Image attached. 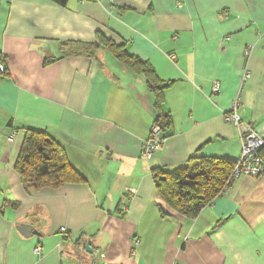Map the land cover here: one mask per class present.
Here are the masks:
<instances>
[{
	"label": "crops",
	"instance_id": "0c3cea01",
	"mask_svg": "<svg viewBox=\"0 0 264 264\" xmlns=\"http://www.w3.org/2000/svg\"><path fill=\"white\" fill-rule=\"evenodd\" d=\"M98 33L173 81L160 110L148 78L107 48L63 56L62 43ZM0 53V264H264V177L241 176L190 219L153 173L195 155L235 161L240 130L224 113L238 93L264 139V0H0ZM160 113L171 125L147 160ZM27 129L47 131L84 180L27 190L15 166Z\"/></svg>",
	"mask_w": 264,
	"mask_h": 264
},
{
	"label": "trees",
	"instance_id": "16d2710c",
	"mask_svg": "<svg viewBox=\"0 0 264 264\" xmlns=\"http://www.w3.org/2000/svg\"><path fill=\"white\" fill-rule=\"evenodd\" d=\"M56 1L63 5L67 3V0ZM97 35L96 42L62 43L63 56L93 58L100 48H107L133 73L144 74L148 78V85L156 96V105L160 110L164 102V91L173 81H162L158 78L153 67L139 56L130 54L124 44H117L102 34ZM156 120L162 124L164 131L171 125V117L168 114L160 113ZM261 153L264 155V147ZM234 165L235 162L232 160L195 155L185 165L175 169H154L157 193L172 210L194 219L222 194ZM15 166L27 190L42 187L56 188L68 182L84 180L69 162L65 149L45 130H26ZM160 210L162 216L169 215L161 204Z\"/></svg>",
	"mask_w": 264,
	"mask_h": 264
},
{
	"label": "built area",
	"instance_id": "2783aa9c",
	"mask_svg": "<svg viewBox=\"0 0 264 264\" xmlns=\"http://www.w3.org/2000/svg\"><path fill=\"white\" fill-rule=\"evenodd\" d=\"M229 39V38H228ZM251 47H247L245 50V55L249 56ZM8 72V67L5 61L4 55L0 53V80H2ZM251 75L250 69L247 67L244 71L243 81L247 80ZM220 91V83L218 81L214 82L212 92L218 93ZM243 106L241 100V94L238 93L237 97L232 103V107L229 111L224 113V120L227 123H231L239 128L241 141H242V151L240 156L234 161L235 165L230 174L227 184L223 189V193L230 191L234 182L241 176H251V177H264V155H262L261 150L264 147V139L260 137L253 126L242 120L239 109ZM12 137H10V140ZM165 141V134L163 126L157 120L153 122L150 127V133L148 138L144 141L142 157L144 159H152L154 155L158 152L160 147ZM63 233L67 232L66 228L61 229ZM135 244L140 243V239L136 238L134 240ZM42 248L37 246L35 248L36 253H40ZM98 258L103 260V254L99 251Z\"/></svg>",
	"mask_w": 264,
	"mask_h": 264
},
{
	"label": "water",
	"instance_id": "95a60500",
	"mask_svg": "<svg viewBox=\"0 0 264 264\" xmlns=\"http://www.w3.org/2000/svg\"><path fill=\"white\" fill-rule=\"evenodd\" d=\"M18 229L26 237H29L32 234L38 233V231L35 230V228L32 224H21L18 226Z\"/></svg>",
	"mask_w": 264,
	"mask_h": 264
},
{
	"label": "rangeland",
	"instance_id": "374dc122",
	"mask_svg": "<svg viewBox=\"0 0 264 264\" xmlns=\"http://www.w3.org/2000/svg\"><path fill=\"white\" fill-rule=\"evenodd\" d=\"M102 51H105V50L102 49Z\"/></svg>",
	"mask_w": 264,
	"mask_h": 264
}]
</instances>
